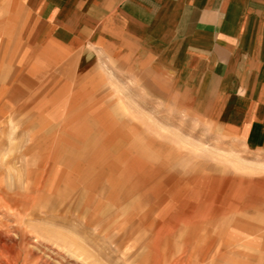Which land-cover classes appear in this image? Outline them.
<instances>
[{
	"label": "rangeland",
	"instance_id": "374dc122",
	"mask_svg": "<svg viewBox=\"0 0 264 264\" xmlns=\"http://www.w3.org/2000/svg\"><path fill=\"white\" fill-rule=\"evenodd\" d=\"M22 22L12 21L6 28L0 19V99L18 94L46 101L53 119L54 168L59 167L65 147L67 175H84L87 184H95L93 203L113 209L126 206L117 217L111 219L115 213H108L109 219L99 218L85 229L71 213L50 209L48 197L55 209L59 201L70 198L64 193L53 196L49 180L41 175L38 186L33 175H25L23 159L17 162L15 156L27 137L16 138L20 127L10 132L4 123L0 264H175L171 256L175 249L177 264H264V235L251 233L253 221L241 211L250 201L242 179L250 165L247 157L226 144L207 119L187 114V109L177 113L175 101L130 79L103 85L102 103L114 113L119 130H101L95 117L77 114L79 107L95 100L83 99L74 106V101L62 99L57 92L63 85L49 84L46 77L60 73L34 66L18 48L23 42ZM69 70L66 74L73 79ZM105 74L111 75V69L106 68ZM111 177L122 178V186L114 191L106 183ZM3 191L7 197L18 193L17 206L2 196ZM143 193L151 197L149 206L163 214L165 261L148 251L142 233L148 228L143 222L139 225L136 203H129ZM86 196L84 208L92 201ZM145 252L147 257L139 259Z\"/></svg>",
	"mask_w": 264,
	"mask_h": 264
},
{
	"label": "crops",
	"instance_id": "0c3cea01",
	"mask_svg": "<svg viewBox=\"0 0 264 264\" xmlns=\"http://www.w3.org/2000/svg\"><path fill=\"white\" fill-rule=\"evenodd\" d=\"M0 19L6 28L23 21L18 48L34 66L60 73L46 77L49 84L63 85L57 92L62 99L74 106L95 100L77 114L95 117L101 130H119L114 113L102 103L103 85L123 79L158 90L162 98L175 101L177 113L187 109V114L207 119L226 144L247 157L250 165L242 179L250 201L241 211L253 221L251 233L264 235V0H0ZM4 123L10 132L20 127L16 138L27 137L15 156L17 162L23 159L25 175H33L37 186L41 175L49 180L53 196L70 198L55 209L48 197L50 209L71 213L84 229L125 210L126 205L113 209L93 203L95 184H87L84 175H67L65 147L54 168L53 119L46 101L34 95L2 97V130ZM121 182L106 179L113 191ZM85 196L92 200L87 208L81 207ZM150 200L143 193L127 203H136L139 225L149 229L142 231L148 251L165 261L163 214L149 206ZM171 256L177 264V249Z\"/></svg>",
	"mask_w": 264,
	"mask_h": 264
},
{
	"label": "bare ground",
	"instance_id": "6f19581e",
	"mask_svg": "<svg viewBox=\"0 0 264 264\" xmlns=\"http://www.w3.org/2000/svg\"><path fill=\"white\" fill-rule=\"evenodd\" d=\"M15 177V176H14ZM11 180V179H10ZM11 183V182H10ZM12 188V187H11ZM18 189V188H17ZM6 193L3 191L2 192V196H6L5 195ZM18 193L16 192V193H14L13 195H12V197H7V199H8V201H10V203H12V205L15 207V206H17L16 205V202H17V200H18ZM21 196V195H20ZM6 203V202H5ZM140 257V256H139Z\"/></svg>",
	"mask_w": 264,
	"mask_h": 264
}]
</instances>
